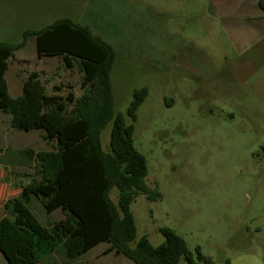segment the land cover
I'll return each instance as SVG.
<instances>
[{
  "label": "rangeland",
  "instance_id": "374dc122",
  "mask_svg": "<svg viewBox=\"0 0 264 264\" xmlns=\"http://www.w3.org/2000/svg\"><path fill=\"white\" fill-rule=\"evenodd\" d=\"M144 1L79 0L75 8L76 20L101 33L118 51L112 71L116 111L126 114L135 89L149 90L134 122V142L147 157L148 184L158 186L162 197L150 200L141 194L131 203L138 237L147 235L158 246L165 241L160 228L168 226L192 250L200 246L218 263L264 264V34L237 50L209 10L182 26L201 37V47L177 34L174 41L158 42L157 49L150 37L143 40L136 34L138 20L152 17V0ZM20 39L16 35L9 42ZM168 52L175 57H164ZM14 56L18 59H11L0 88V218L5 201L19 195L37 174L36 160L21 150L72 142L63 137L72 132L64 115L45 112L44 98L84 91L78 66L68 68L59 56L37 57L34 36ZM36 80L45 88L35 110L40 118L31 113L22 128H13L6 96L20 95ZM111 130L112 123L101 135L105 149ZM85 133L73 146L85 150ZM53 188L41 190L50 193ZM112 196L117 198L116 190ZM30 207L46 225L64 217L60 208L47 210L42 197H34ZM108 246L100 242L71 264H135L125 255L106 252ZM62 260L57 253L46 264Z\"/></svg>",
  "mask_w": 264,
  "mask_h": 264
},
{
  "label": "trees",
  "instance_id": "16d2710c",
  "mask_svg": "<svg viewBox=\"0 0 264 264\" xmlns=\"http://www.w3.org/2000/svg\"><path fill=\"white\" fill-rule=\"evenodd\" d=\"M259 6L264 10V0ZM32 36L38 57L59 56L68 68L78 66L84 91L80 96L69 92L65 97L54 94L44 98L45 112L64 115V123L72 132L63 137L72 142L64 140L52 149L21 150L36 160L37 174L22 186L19 195L4 203L0 251L7 264H41L57 253H62L64 264H71L100 242L109 243L106 252L125 255L135 264H230V260L218 263L200 246L192 250L172 227L160 228L165 241L158 246L147 235L138 237L131 203L141 194L150 200L162 197L158 186L148 184V160L134 142V122L149 90L145 86L135 89L126 114L116 111L112 71L117 52L110 42L70 18L27 30L18 43L0 41V88L9 60ZM33 88L38 90L33 92ZM44 89L36 80L28 82L20 95L6 96L5 111L11 115L13 128H22L27 115L40 106ZM33 96L38 103L35 108ZM3 97L0 90V99ZM34 117L40 115L35 112ZM110 123V144L105 149L101 135ZM84 129L88 142L82 150L72 143L80 140ZM47 186L54 187L50 193L41 190ZM36 196L43 198L47 210L60 208L64 217L44 224L30 207Z\"/></svg>",
  "mask_w": 264,
  "mask_h": 264
},
{
  "label": "crops",
  "instance_id": "0c3cea01",
  "mask_svg": "<svg viewBox=\"0 0 264 264\" xmlns=\"http://www.w3.org/2000/svg\"><path fill=\"white\" fill-rule=\"evenodd\" d=\"M259 1L152 0L150 4L152 17L144 19L143 15V18L138 20L136 34L139 39L143 40L150 37V40L155 44L153 47L157 49H160L158 46L161 45L158 42L174 41L177 34L186 39L188 44L195 41L198 47H201V37L193 35L182 26L186 25L185 20H192L193 16L202 12L207 16L210 10L216 19L215 22L225 31L233 46L237 50H244L264 34V10L259 6ZM78 2L79 0H0V41L9 42L16 35L21 37V41L25 31L43 28L61 18H70L77 23L87 25L95 34L105 39L90 25L76 20L78 15H76L75 8ZM141 2L143 5L145 4L144 0ZM111 44L113 45V43ZM114 48L118 57V51L115 46ZM164 48L169 49V45ZM119 53L121 54V52ZM175 55L176 53L168 52L163 56L175 57ZM11 59L16 61L18 58L13 56ZM54 255L43 259L41 264H46ZM7 262L0 251V264H7ZM64 262L63 258L61 262L54 261L49 264H64Z\"/></svg>",
  "mask_w": 264,
  "mask_h": 264
}]
</instances>
